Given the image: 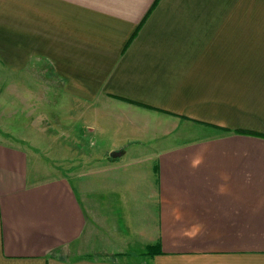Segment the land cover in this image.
Returning <instances> with one entry per match:
<instances>
[{
  "label": "crops",
  "instance_id": "obj_1",
  "mask_svg": "<svg viewBox=\"0 0 264 264\" xmlns=\"http://www.w3.org/2000/svg\"><path fill=\"white\" fill-rule=\"evenodd\" d=\"M38 63L82 107L137 125L129 141L162 120L205 137L117 170L121 214L98 220L92 251L158 238L138 260L83 253L73 185L32 181L29 153L0 141V264H264V0H0L1 68Z\"/></svg>",
  "mask_w": 264,
  "mask_h": 264
},
{
  "label": "rangeland",
  "instance_id": "obj_2",
  "mask_svg": "<svg viewBox=\"0 0 264 264\" xmlns=\"http://www.w3.org/2000/svg\"><path fill=\"white\" fill-rule=\"evenodd\" d=\"M39 65L36 69L32 67L18 73L0 66V141L14 144L29 153V179L32 181L63 177L73 185L83 200L88 217L83 253L94 258L97 255L102 257L97 259H141L139 254L145 253L147 246L156 242L160 244L158 238L147 244L142 252L127 249L92 251L95 244L92 235L97 233L99 239L105 237L103 243L108 239L103 235L104 227L98 226V220L106 217L112 208H115V216L121 214L118 210L120 191L117 189L121 178H116L117 170L120 167L123 174L132 175L125 171L134 153L142 150L145 153L146 148L149 151L145 155L154 156L158 149L188 144L196 137H205V132L198 130L196 134L192 125L182 122L175 134L169 136L177 124L166 125L162 134L159 131L164 127L162 120L155 125L143 126L147 131L145 134L152 137L150 140L129 141L126 136L134 134L137 125L123 124L126 118L110 109L103 116L95 115L94 110L69 98L62 91L59 79L49 74L44 65ZM118 146L125 147L128 154L120 161H114L107 153ZM150 158H146V163ZM128 161L130 163L127 164ZM110 192L115 203L109 205L105 199ZM125 224H121L122 229H125Z\"/></svg>",
  "mask_w": 264,
  "mask_h": 264
},
{
  "label": "trees",
  "instance_id": "obj_3",
  "mask_svg": "<svg viewBox=\"0 0 264 264\" xmlns=\"http://www.w3.org/2000/svg\"><path fill=\"white\" fill-rule=\"evenodd\" d=\"M160 253H161L160 244L159 242H156L154 245L147 246L146 252L139 255L154 257L155 255H159Z\"/></svg>",
  "mask_w": 264,
  "mask_h": 264
},
{
  "label": "water",
  "instance_id": "obj_4",
  "mask_svg": "<svg viewBox=\"0 0 264 264\" xmlns=\"http://www.w3.org/2000/svg\"><path fill=\"white\" fill-rule=\"evenodd\" d=\"M121 155H122L121 152H112V153H110V157L113 158V159L118 158Z\"/></svg>",
  "mask_w": 264,
  "mask_h": 264
}]
</instances>
